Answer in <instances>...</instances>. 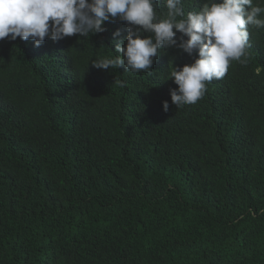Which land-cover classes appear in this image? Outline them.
<instances>
[{
  "label": "trees",
  "instance_id": "trees-1",
  "mask_svg": "<svg viewBox=\"0 0 264 264\" xmlns=\"http://www.w3.org/2000/svg\"><path fill=\"white\" fill-rule=\"evenodd\" d=\"M204 3L184 0L185 13ZM104 27L0 40V264H264V28L176 107L170 64L198 53L97 69L116 55L112 33L126 35L118 18Z\"/></svg>",
  "mask_w": 264,
  "mask_h": 264
},
{
  "label": "clouds",
  "instance_id": "clouds-1",
  "mask_svg": "<svg viewBox=\"0 0 264 264\" xmlns=\"http://www.w3.org/2000/svg\"><path fill=\"white\" fill-rule=\"evenodd\" d=\"M264 2V0H262ZM161 0H0V40L18 37L39 47L73 35L85 38L103 33L104 23L126 22V35L112 33L114 57L91 60L97 69L123 66L126 71L151 70L154 58L166 47H177L198 58L177 67L170 64L165 79L176 107L194 105L214 79H222L232 61L246 56L249 26L264 28V7L253 0H205L199 11L185 13L184 0H163L166 13L159 12ZM247 6V7H246ZM175 29V31H174ZM177 33L181 35L177 37ZM187 37V39H185ZM126 42V43H125ZM124 86V82H121ZM163 110H169L167 100Z\"/></svg>",
  "mask_w": 264,
  "mask_h": 264
}]
</instances>
